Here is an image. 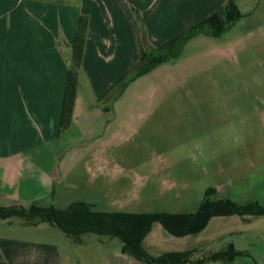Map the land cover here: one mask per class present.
<instances>
[{
	"label": "crops",
	"instance_id": "crops-1",
	"mask_svg": "<svg viewBox=\"0 0 264 264\" xmlns=\"http://www.w3.org/2000/svg\"><path fill=\"white\" fill-rule=\"evenodd\" d=\"M229 1L243 15L237 23H256V27L228 41L229 49L228 42L215 44V48L201 36L187 46L208 42L214 49L203 54L221 61L229 57L246 63L258 58L264 61V0H0V206L52 200L67 208L78 202L95 207L94 200L104 187L97 183L119 181L111 169L118 143L138 132L145 118L150 125L165 120L167 104L157 99L175 88L169 75L178 67L169 65L176 61L138 78L118 99L114 100L115 95L105 104L96 101H103L147 52L167 45ZM81 16L88 18L89 25L78 97L73 123L61 132L72 45ZM195 66L181 69L190 73ZM247 67L251 66H245L244 72H249ZM148 78L154 83L149 87L151 100L124 101L130 90L146 89ZM191 88L192 93L204 92ZM181 111L187 125L198 133L192 147L197 157L202 155L218 165L215 174L220 182L208 189H215L218 199L264 205V185H258L264 178V83L228 87V103H208L198 97L196 104L182 106ZM165 150L158 157H187L190 149L170 150L165 144ZM78 168L82 176L87 170L94 174V182L88 184L94 186L83 185L84 179L77 178ZM198 168L196 164L192 169ZM75 196L79 198L74 200ZM0 224L10 228L12 223ZM152 231L143 247L153 257L195 251L190 264H264V216L214 218L202 233L179 238L176 250L159 254L150 250L154 248L148 243ZM71 240L83 245L81 237L79 243ZM96 242L106 245L102 240ZM218 243L221 247L215 249ZM95 250L107 264H144L123 254L122 247L109 254L103 246L82 249L86 260L74 263L73 252L65 247L0 231V264H101L90 262L89 255ZM230 251L240 255L234 260H209Z\"/></svg>",
	"mask_w": 264,
	"mask_h": 264
},
{
	"label": "rangeland",
	"instance_id": "rangeland-1",
	"mask_svg": "<svg viewBox=\"0 0 264 264\" xmlns=\"http://www.w3.org/2000/svg\"><path fill=\"white\" fill-rule=\"evenodd\" d=\"M256 27V23H237L231 29L219 38H206L201 36V40L208 39L212 45H221L234 39L244 37L251 29ZM246 39V38H245ZM200 40V41H201ZM225 42V43H224ZM210 43L204 44L196 41L194 44L186 46L182 56L170 67L176 68L170 77V83L175 85L173 90L167 95H159L158 101L166 103L167 116L162 123L150 125L145 124V118L138 132L132 135L127 134L118 145L119 149L111 162L113 177L118 182L97 183L104 185L102 195L97 197L94 202V210L99 212L115 211L118 213L136 212V213H168V214H190L195 213L201 206L205 192L214 184H219L215 173L218 172V165L212 159L205 157L198 158L197 153L192 148L197 142L198 133L194 132L187 123L183 113L182 106L194 105L199 97L201 101L208 103H228V87H237L241 85H255L256 82L264 83V61L258 58L255 62L246 63L243 59L229 57L221 61L203 54L214 49ZM230 42H228V49ZM195 45V46H194ZM216 48V46H215ZM195 63L194 70L190 73H183L181 67H189ZM200 66V69L196 67ZM245 66L249 72H244ZM252 75H259L258 78ZM251 76V77H249ZM154 77V76H153ZM153 78L146 81V89L134 88L124 97V101H149L151 100V91L149 87L153 84L150 82ZM191 87H200L202 94L191 92ZM118 94L117 89H113L103 101L96 103L105 104L112 100V97ZM148 112V109H144ZM167 144L170 150L180 151L184 146H189V152L186 156L173 155L172 159L165 154L164 145ZM188 147H185V150ZM181 160L180 164L178 161ZM146 163L145 165L143 163ZM199 164L198 170L193 171L194 165ZM191 171L185 173L184 170ZM189 173V174H187ZM184 174H186L184 176ZM77 178H83V185L94 182V174L82 168L77 169ZM258 185H264L263 180ZM79 196H75L78 199ZM44 207H62L68 205L53 203L52 200L41 202ZM26 206V205H23ZM30 206V205H28ZM26 206V207H28ZM264 206V205H262ZM8 221H2L0 223ZM10 228L6 224H0V231H13L19 236L28 237L34 240L50 241L58 246L65 247L68 251L73 252L74 263H82L87 257L80 252L86 248H98L103 246L107 248L109 254L120 251L122 243L119 239H113L107 236L96 234H83L81 239L83 245H75L69 236L65 235L57 228L49 224H41L37 227L29 226L24 220L12 219ZM4 225V226H3ZM6 225V226H5ZM32 227V228H27ZM39 227V228H38ZM154 229L149 236V242H152V253L159 254L165 251H174L177 249L179 238L169 235L160 224L154 225ZM218 232L215 231L214 234ZM202 238L207 236H201ZM102 240L106 245L96 242ZM80 241V240H79ZM94 241V242H92ZM147 247V246H146ZM221 245L216 244L215 249H220ZM92 261H99L101 264H107L103 254L94 251L89 255ZM86 260V259H85ZM85 264V262H84Z\"/></svg>",
	"mask_w": 264,
	"mask_h": 264
},
{
	"label": "trees",
	"instance_id": "trees-1",
	"mask_svg": "<svg viewBox=\"0 0 264 264\" xmlns=\"http://www.w3.org/2000/svg\"><path fill=\"white\" fill-rule=\"evenodd\" d=\"M243 15L237 10L233 1H229L217 13L202 23L187 29L182 35L167 45L153 48L146 53L137 68L119 79L104 97L113 89L119 92L114 100L123 95L125 90L138 78L149 74L158 66L177 61L183 54L187 44L199 36L212 38L222 37L234 26ZM88 18L81 16L77 24V32L70 68L66 82L65 97L60 121L61 132L67 130L74 120V109L78 97L79 75L84 61L88 33ZM260 217L264 216V206L259 204L240 205L230 199H218L213 188L206 190L204 200L195 213H106L95 211L87 203H73L67 209L59 210L44 207L36 202L26 207L20 204L0 206V222L12 219L24 220L27 225L37 227L49 224L79 243L83 234H96L119 239L122 253L144 264H190L195 251L187 253H168L159 257L151 256L143 247L145 238L155 224H160L171 236L184 238L202 233L214 218L224 217ZM238 252L230 251L212 255L211 261L234 260ZM198 262L197 264H203Z\"/></svg>",
	"mask_w": 264,
	"mask_h": 264
}]
</instances>
